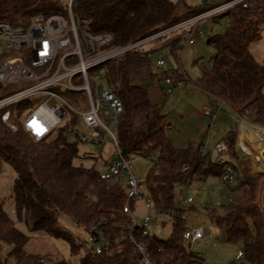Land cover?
<instances>
[{
  "label": "trees",
  "instance_id": "obj_1",
  "mask_svg": "<svg viewBox=\"0 0 264 264\" xmlns=\"http://www.w3.org/2000/svg\"><path fill=\"white\" fill-rule=\"evenodd\" d=\"M69 1L0 0V23L26 27L38 15H58L68 20ZM249 2V8L239 5L214 18H227L228 30L224 36L208 40V45L217 51L214 66L202 70L194 86L206 94L212 104L224 101L233 113H249L253 123L264 128V67L249 50L260 38L264 26V0ZM184 7L183 0L176 3L170 0H72L71 9L79 28L92 36L113 34L112 48H118L136 44L208 10L201 5L181 17ZM182 37L160 38L129 50L90 72L96 74L103 70L106 88L122 104L123 114L116 124V133L123 156L127 159L157 156L144 184L152 197L155 213L171 215L172 231L166 240L155 234L135 236L147 246L155 264L208 263L195 252H187L183 246L184 219L194 210L195 204L187 210L179 208L176 194L192 185L196 176H202L204 181L209 178L222 181L224 173V167L215 163L212 153L203 157L202 143H190L184 148L173 145L167 134V116L162 114L161 107L151 102L147 87L142 85L158 78L152 74L155 55L168 50L178 57L176 48ZM165 40L168 41L163 48L150 49L149 45ZM162 73L164 80L172 81L173 87L188 84L186 80L175 79L177 71ZM13 90L14 87H3L0 83V98ZM64 96L79 105L74 93L67 92ZM30 104L25 101L16 107V115L22 114ZM3 113L0 112V168L3 164L9 165L17 178L12 188L14 218L0 203V249L16 264H42L39 255L26 251L31 238L18 228L23 224L32 233L69 241L76 253L81 245L70 232L61 228V216L69 218L78 228L96 226L114 242L122 236L120 227L128 224L124 213L127 204L125 180L105 181L100 177L102 170H97L96 165H75L76 160L87 158L80 156L78 145L66 136V126L57 129L49 139L37 142L17 120V132L6 127L2 122ZM239 133L238 123V130L223 139L230 147L234 156L232 164L239 175L237 187L232 190L237 199L231 201L224 215L211 208L209 221L227 235L229 243H243L245 262L238 264H264V209L260 204L264 173L244 175L237 153ZM131 207L134 211L136 205L132 203ZM218 228L214 226L219 232ZM123 246V253L116 257L89 251L80 264H139L140 256L135 247L129 242Z\"/></svg>",
  "mask_w": 264,
  "mask_h": 264
},
{
  "label": "built area",
  "instance_id": "obj_2",
  "mask_svg": "<svg viewBox=\"0 0 264 264\" xmlns=\"http://www.w3.org/2000/svg\"><path fill=\"white\" fill-rule=\"evenodd\" d=\"M202 5L208 7L204 13L184 19L176 26L136 44L118 48H112L113 34L92 36L76 25L71 9L72 0L68 4V20L58 15L49 17L38 15L26 27H13L5 22L0 23V83L3 87H14L10 94L0 98V112L4 111L2 115L4 125L13 132H17L18 126L15 121H19L23 129L37 142L49 139L57 129L63 126L67 127L66 136L76 145L79 143L103 144L105 135L111 139L114 160L104 166L100 177L105 181L118 178L125 180L127 204L124 207V213L127 215L128 224L120 227L123 234L115 242L96 226L90 229L82 227L81 229L88 234L89 251L95 255L106 254L109 257H116L123 253V244L129 242L140 256L139 264H155L147 246L135 238L136 234H141L143 237L151 235L153 217L149 213L138 217L136 211L141 203L146 211L154 210L152 197L144 181L134 173L132 159L123 156L117 133L112 131L102 119V116L111 117V123L116 125L123 114L122 104L106 86L97 90L95 95L89 74L93 69L122 56L129 50L148 45L160 38L171 37L184 30L187 32L181 39L180 47L195 45L198 39L204 36L198 30L204 21L224 15L239 5L249 8L251 3L249 0H202ZM83 42L88 50L87 57ZM165 64L164 57L159 56L152 66V74L160 76ZM93 79L101 80L102 77L94 75ZM75 80L82 81L83 85L74 86ZM163 82L167 86L163 93L168 95L173 83L170 79H165ZM67 92H84L88 100V109L85 110L81 104L72 107L64 96ZM25 101L31 104L22 114L16 115V107ZM216 105L212 108H203V116L209 123V128L218 118L220 110L227 106L224 101H219ZM238 117L241 131L237 141V153L243 160L241 155L247 157L248 153L241 145L240 135L246 126L251 128L253 126L248 122L249 113H243ZM263 140L258 139V143L263 145ZM209 153H214L215 163L224 167L222 182L230 186L236 184L239 175L232 164L234 156L227 142L222 140L213 146L207 140L203 143L202 155L206 157ZM254 153L257 154L255 158L258 162H262L263 153L260 149H255ZM150 159L156 161L157 156H151ZM198 183H205L202 176H196L192 185L177 192L176 201L179 208L187 210L196 203L198 191L206 189L204 185L200 189L196 188ZM132 203L136 205L134 211L131 209ZM211 208L214 206L211 205ZM164 216L171 219L169 214ZM184 221L183 246L187 252H194L195 246L202 247L206 239H214L213 233L207 234L203 226L189 225L186 223V218ZM197 256L200 259L203 258L201 254ZM242 258L243 253L238 252L236 259ZM0 262L16 264L2 249H0ZM39 262L46 264L42 259Z\"/></svg>",
  "mask_w": 264,
  "mask_h": 264
},
{
  "label": "rangeland",
  "instance_id": "obj_3",
  "mask_svg": "<svg viewBox=\"0 0 264 264\" xmlns=\"http://www.w3.org/2000/svg\"><path fill=\"white\" fill-rule=\"evenodd\" d=\"M174 3L179 0H170ZM185 7L182 9L181 17L186 16V12L191 9H198L202 5V0H183ZM223 2V1H221ZM262 2V1H261ZM218 18V17H217ZM228 19H208L204 21L198 30L203 33V37L199 38L195 45L186 47L177 46L176 58L168 50H164L158 55L154 56V60H158L159 56H163L165 59V66L162 71L172 72L177 71L174 75L175 79L186 80L187 85L180 84L178 87H171L170 94L163 93L161 88V82H163V73L154 81L145 82L142 85L148 88L150 99L153 104L161 107L162 114L167 116V134L170 141L176 148H184L190 142L196 144L204 143L209 140L210 144L218 143L226 138L230 132H236L238 130L239 117L233 113L228 106H224L219 114L218 118L214 121L213 126L209 128V123L203 116L204 107H216L217 105L209 102L201 92L194 86L202 74V70H210L214 66V58L217 51L215 48L208 45V40L217 36H224L228 30ZM187 31H182L178 34L171 35V39L182 37ZM197 34V33H196ZM81 38L83 36L81 35ZM84 41V40H83ZM162 41L157 44H151L150 49L163 48L166 44ZM147 46V48L149 47ZM83 48L87 57L88 50L85 48L83 42ZM180 48V49H179ZM180 50V51H179ZM250 54L252 57L264 67V26L261 29L260 38L250 45ZM94 75H100L101 80L93 79ZM91 84L96 95V91L105 86L104 71L100 70L96 74L90 73ZM161 81V82H160ZM164 83V82H163ZM73 85L80 87L83 85L82 81L75 80ZM75 99L78 104L84 106L85 110L88 109V100L84 92L74 93ZM67 101L72 107H76L72 101ZM248 118V122L253 128L246 126L244 129H252L253 136L257 135L259 126L255 125L252 121V116ZM112 116V113H111ZM104 123L112 130L116 132V125L111 123V117L102 116ZM258 127V128H254ZM241 131V127H240ZM244 131V130H243ZM259 137V136H258ZM103 144L92 143H79L78 150L80 156H84L87 160H76L75 165L79 166L83 164L85 167H91L96 165L97 170H103L104 166L114 160V147L111 143V139L108 135L104 136ZM257 142V140H256ZM251 143V142H250ZM252 144V143H251ZM256 144L253 143V147ZM254 153V150H252ZM87 155V156H86ZM90 156V157H88ZM257 156L254 153L250 158L241 155L240 166L246 177V171H252L253 173H264V154L262 155V162H258L255 158ZM153 161L142 156H133L132 165L133 171L136 176L145 181L148 177ZM248 163V166L244 169V165ZM261 169V171H260ZM255 176V175H254ZM17 176L12 168L3 164L0 168V203L3 208L10 213V216L14 218L13 209L14 201L12 198V188ZM206 186L205 190H199L197 193V201L194 206V210H190L185 216L186 223L193 226H203L207 232V226L209 221L210 206L213 205L214 209L220 214L227 213V208L231 201H236L237 196L232 193L233 189H236V184H225L217 178H209L205 183H198L195 187L202 188ZM94 193H92L93 196ZM260 204L264 209V193L262 189ZM136 215L141 217L142 215L149 213L153 217L151 234H155L159 238L166 240L169 238L172 225L171 219L163 215H159L154 210L146 211L142 203L138 206ZM61 228L67 230L75 238V242L80 244L81 247L76 253H73L72 247L69 241L63 239L51 238L42 233H32L25 225L19 224L18 228L28 235L31 240L26 247V251L29 254L39 255L46 263H55L58 261H66L69 264H80L81 258L89 252L90 245L88 244V234L81 228H78L69 218L61 216L60 219ZM218 227V226H217ZM218 236L219 232L215 231ZM243 243L236 244L229 243L227 241V235L223 233L222 240L210 241L206 239L202 247H194L196 254H201L203 259L212 264H233L244 263L245 258L237 260L236 256L238 252H243Z\"/></svg>",
  "mask_w": 264,
  "mask_h": 264
},
{
  "label": "crops",
  "instance_id": "obj_4",
  "mask_svg": "<svg viewBox=\"0 0 264 264\" xmlns=\"http://www.w3.org/2000/svg\"><path fill=\"white\" fill-rule=\"evenodd\" d=\"M161 82V81H160ZM163 82H161V85H162ZM162 88V86H161ZM148 89V88H147ZM164 90V89H163ZM149 92V91H148ZM201 94L208 100L207 98V95L204 94L203 92H201ZM150 98V96H149ZM151 100V99H150ZM209 101V100H208ZM152 102V100H151ZM253 133H256V132H253L252 129H244V131L241 133L240 135V142H241V145L242 147L245 149V151L248 153L247 155V158H250L251 156L254 155V153H252L251 149L252 150H255V149H260V152L264 154V129L262 130H258L257 132V135L255 134V137L253 136ZM259 136V137H258ZM258 139L260 140H263V145H260L258 143ZM257 140V142H256ZM247 141H248V144H247ZM252 144H251V143ZM190 143H193L195 145H199V144H196L195 142H190ZM189 143V144H190ZM253 143L256 144L255 147H253ZM216 144V143H215ZM188 145V144H187ZM214 146V144H212ZM213 155H215L214 153H212ZM246 166H248V163L246 165H244V169L246 168ZM261 171V169H260ZM247 175L248 176H254V175H258L260 172L258 173H253L251 170L250 171H246ZM206 182V181H205ZM198 198V197H197ZM197 201V199H196ZM201 226V225H200ZM214 226L217 227L216 224H212L210 221H208V226H207V234H210L211 232L213 233V240H222L223 239V231H221L218 227V230H219V234L218 236L216 235L215 233V229H214ZM210 241H213L212 239H208Z\"/></svg>",
  "mask_w": 264,
  "mask_h": 264
},
{
  "label": "water",
  "instance_id": "obj_5",
  "mask_svg": "<svg viewBox=\"0 0 264 264\" xmlns=\"http://www.w3.org/2000/svg\"><path fill=\"white\" fill-rule=\"evenodd\" d=\"M161 86H162V88H163V89H166V88H167V86H166V84H165V83H162V85H161Z\"/></svg>",
  "mask_w": 264,
  "mask_h": 264
}]
</instances>
